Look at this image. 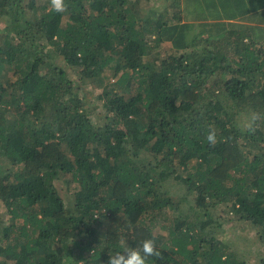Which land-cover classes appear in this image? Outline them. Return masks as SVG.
<instances>
[{
	"label": "trees",
	"instance_id": "1",
	"mask_svg": "<svg viewBox=\"0 0 264 264\" xmlns=\"http://www.w3.org/2000/svg\"><path fill=\"white\" fill-rule=\"evenodd\" d=\"M65 3L0 0V264H107L145 239L148 264H264L263 17Z\"/></svg>",
	"mask_w": 264,
	"mask_h": 264
},
{
	"label": "crops",
	"instance_id": "2",
	"mask_svg": "<svg viewBox=\"0 0 264 264\" xmlns=\"http://www.w3.org/2000/svg\"><path fill=\"white\" fill-rule=\"evenodd\" d=\"M168 22L231 21L246 26L264 23V0H158ZM162 4H165L163 7Z\"/></svg>",
	"mask_w": 264,
	"mask_h": 264
},
{
	"label": "clouds",
	"instance_id": "3",
	"mask_svg": "<svg viewBox=\"0 0 264 264\" xmlns=\"http://www.w3.org/2000/svg\"><path fill=\"white\" fill-rule=\"evenodd\" d=\"M50 8L53 12L62 13L67 10L65 0H49ZM253 119H256L254 116ZM247 130L250 133L256 131L255 126L249 123ZM205 141L209 147L217 144V134L214 129L207 131ZM161 252L157 250L153 239H145L137 248H125L123 252H117L108 258L107 264H148L149 258H159Z\"/></svg>",
	"mask_w": 264,
	"mask_h": 264
},
{
	"label": "rangeland",
	"instance_id": "4",
	"mask_svg": "<svg viewBox=\"0 0 264 264\" xmlns=\"http://www.w3.org/2000/svg\"><path fill=\"white\" fill-rule=\"evenodd\" d=\"M147 3L152 4L155 7H159L158 5H161L158 0H146ZM136 7L138 5H135ZM164 7L165 4H162ZM168 21V18H167ZM214 210L212 208L207 209V212L209 214H215L213 212ZM232 223L224 222L223 226L221 227V233L220 238L226 243H231V247L236 252L237 256L241 258H247V253L249 251H253L256 249L257 245H253L252 238L249 236V231L246 230V228H240L238 227L237 223H233L234 221H231Z\"/></svg>",
	"mask_w": 264,
	"mask_h": 264
}]
</instances>
